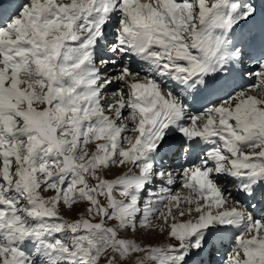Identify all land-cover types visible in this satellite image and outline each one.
I'll return each mask as SVG.
<instances>
[{"label":"snow or ice","instance_id":"obj_1","mask_svg":"<svg viewBox=\"0 0 264 264\" xmlns=\"http://www.w3.org/2000/svg\"><path fill=\"white\" fill-rule=\"evenodd\" d=\"M220 176L264 198L255 0H22L0 18V264H204L225 235L226 264H264V214Z\"/></svg>","mask_w":264,"mask_h":264},{"label":"rangeland","instance_id":"obj_2","mask_svg":"<svg viewBox=\"0 0 264 264\" xmlns=\"http://www.w3.org/2000/svg\"><path fill=\"white\" fill-rule=\"evenodd\" d=\"M259 1H261V0H259ZM262 4L263 5H259L257 3V5L260 7V9L264 8V3H262ZM257 71H258V69H257ZM255 82H256V79L254 77L252 84H254ZM109 91H112V89H110ZM253 94H257V93L254 92ZM176 167H178V165H176ZM125 170L126 169H115L114 168L111 171L106 173V178H113L114 175L119 174L120 172L125 171ZM134 171H137V170L134 169ZM225 177H227V176H225ZM225 177H224V179H225ZM220 178H221V176L217 177V180L219 181ZM228 179H231V178L228 177L224 181L228 182ZM176 180H177V183L175 185H177V184L178 185L176 186L174 191H181V192L187 194V189H183L181 187L182 178L180 176H177ZM219 184L221 185V182ZM175 185H173V186H175ZM42 194L46 195V196H49V195H52L53 193L51 191H49L47 193H42ZM231 202L232 201H230V203ZM82 209H83V205H80L78 211L82 210ZM262 214H264V211H262ZM64 215L66 217H68V216H72V215H75V214L74 213L65 212ZM185 218H187V217H185ZM137 236L139 238V234H137ZM144 241L145 242H152V243H165V244H177L178 243L175 239L167 238L163 234L149 235L147 237H144ZM221 245H222L221 249H217L216 246L214 248H210V250L208 252L209 255L207 256V259L204 262V264H226V261H227L229 255L231 254V251H232L233 241L230 240V239H226V240L223 239V242H221ZM205 254H206V252H205ZM101 264H103V261H101Z\"/></svg>","mask_w":264,"mask_h":264},{"label":"bare ground","instance_id":"obj_3","mask_svg":"<svg viewBox=\"0 0 264 264\" xmlns=\"http://www.w3.org/2000/svg\"><path fill=\"white\" fill-rule=\"evenodd\" d=\"M17 5H18L17 3H13V2H9L6 5L3 4L2 6H5L6 9H5L4 13L0 12V18H2L4 16H13L14 14H16V6ZM254 67H255V65L250 62V65L248 66V68L246 70H240V71H243L244 75H243V77H241V76H236L235 77V82H236L237 88L238 87H241L240 85L244 86V85H248L249 83H251V81H252L251 79H252L253 76L252 77H249L248 73L249 72L255 73L256 71H254V69H253ZM184 166L185 167H188L187 164H185ZM222 179H224L223 176H221V178L218 181V183H220V181ZM177 185L172 186L174 190H175V188H176ZM227 185H228V183H227ZM235 188H236V185H235ZM235 191L237 193L236 194V199L237 200L240 201L241 199H243V197H245V195H242L241 192L237 190V188H236ZM257 196H260L261 197V194H260L259 191L257 192ZM185 219H187V218H185ZM223 239H225V240L226 239H229L228 238V235H225L223 237ZM220 241H221V239H219V238L216 239V241H215V246L217 247V249H221L222 248V245H221V242ZM209 250L206 251V254L205 253L203 254V257L202 258H203L204 262L206 261L207 256L209 255V253H208Z\"/></svg>","mask_w":264,"mask_h":264}]
</instances>
